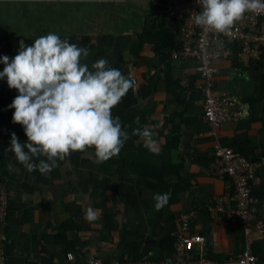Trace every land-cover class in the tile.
Segmentation results:
<instances>
[{
    "label": "crops",
    "instance_id": "crops-1",
    "mask_svg": "<svg viewBox=\"0 0 264 264\" xmlns=\"http://www.w3.org/2000/svg\"><path fill=\"white\" fill-rule=\"evenodd\" d=\"M166 2L0 0L9 75L62 96L46 109L18 89L0 90L7 264L172 258L190 211L189 233L205 237L206 254L244 249L243 225L214 209L234 185L211 162L217 140L264 159V55L213 61L216 88L235 97L244 117L212 134L196 63L173 58L184 43L182 21L154 18ZM254 195L264 218V164ZM253 246L264 264V236L255 234Z\"/></svg>",
    "mask_w": 264,
    "mask_h": 264
},
{
    "label": "built area",
    "instance_id": "built-area-1",
    "mask_svg": "<svg viewBox=\"0 0 264 264\" xmlns=\"http://www.w3.org/2000/svg\"><path fill=\"white\" fill-rule=\"evenodd\" d=\"M155 19H178L182 21L184 43L174 53V60H193L204 83L197 84L196 90L203 93V119L211 125V133L228 122L240 120L244 113L237 110L234 96L216 88L218 69L213 61L238 56L241 61L259 59L264 54V0H167L155 14ZM241 45L238 54L235 49ZM132 84L137 81L129 74ZM14 87L24 95H30L44 108L58 105L62 96L25 78L15 79L9 75L4 55L0 50V88ZM194 92L189 89L184 96L193 101ZM264 164L252 161L235 148L220 140L213 150L211 172L229 177L234 185L231 193L216 200V209L227 221L243 225L246 245L244 249L230 256L220 258L205 253V237L189 233L194 211L182 215L181 228L172 258L115 259L110 262L91 260L90 264H258L254 252V235L264 236V218L257 212L258 198L254 195L255 170ZM7 215V198L0 193V264L6 263L4 244L6 242L2 223ZM68 253L67 258L73 259Z\"/></svg>",
    "mask_w": 264,
    "mask_h": 264
},
{
    "label": "trees",
    "instance_id": "trees-1",
    "mask_svg": "<svg viewBox=\"0 0 264 264\" xmlns=\"http://www.w3.org/2000/svg\"><path fill=\"white\" fill-rule=\"evenodd\" d=\"M150 31V30H149ZM264 55V54H263ZM40 85V84H39ZM41 86V85H40ZM43 87V86H42ZM45 88V87H44ZM2 88H0V90H1ZM47 89V88H46ZM49 89V88H48ZM6 90H12V91H15L16 89L14 88V87H8V88H6ZM187 91H188V88H183L182 87V89H181V95H183V98H184V96L186 95V93H187ZM62 100V99H61ZM60 103H61V101H60ZM59 103V104H60ZM58 104V105H59ZM58 105H56V106H58ZM55 107V106H54ZM53 108V107H52ZM47 109V108H46ZM140 259V258H139Z\"/></svg>",
    "mask_w": 264,
    "mask_h": 264
},
{
    "label": "rangeland",
    "instance_id": "rangeland-1",
    "mask_svg": "<svg viewBox=\"0 0 264 264\" xmlns=\"http://www.w3.org/2000/svg\"><path fill=\"white\" fill-rule=\"evenodd\" d=\"M66 19H67V18H66ZM0 50H1V48H0ZM2 54H3V52H2ZM3 55H4V54H3ZM7 72L10 73L8 70H7ZM27 80H29V79H27ZM31 81H32V80H31ZM36 83H37V82H36Z\"/></svg>",
    "mask_w": 264,
    "mask_h": 264
}]
</instances>
